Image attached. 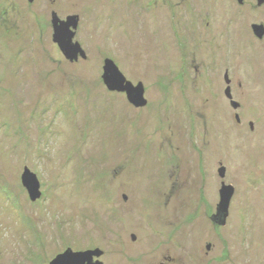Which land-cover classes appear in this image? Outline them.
Returning <instances> with one entry per match:
<instances>
[{
  "label": "rangeland",
  "instance_id": "rangeland-1",
  "mask_svg": "<svg viewBox=\"0 0 264 264\" xmlns=\"http://www.w3.org/2000/svg\"><path fill=\"white\" fill-rule=\"evenodd\" d=\"M254 6L0 0V264H51L69 249L101 251L104 264H264V76L251 78L264 74L253 32L264 7ZM54 15L77 18L85 58L62 53ZM179 30L191 44H176ZM106 60L143 85L146 106L109 90ZM25 168L40 181L36 201ZM222 183L234 188L225 225Z\"/></svg>",
  "mask_w": 264,
  "mask_h": 264
},
{
  "label": "water",
  "instance_id": "water-1",
  "mask_svg": "<svg viewBox=\"0 0 264 264\" xmlns=\"http://www.w3.org/2000/svg\"><path fill=\"white\" fill-rule=\"evenodd\" d=\"M29 1L33 2L34 0ZM239 2L243 3L244 1L239 0ZM263 3L264 0H259L260 5ZM53 18V25L56 31L55 42L59 44V47L65 57L69 60H78V54L80 53V56L85 58L86 55L81 46L73 43L75 32L72 33L70 30L71 27H73L74 30H77V18H68L67 22L60 21L56 15H54ZM255 32L257 35H263V31H261L260 27H255ZM103 80L110 91L125 93L128 101L136 108L147 105L143 85L140 84L138 87H135L133 84L128 82L126 77L119 71L112 60H106L105 62ZM225 171V168L220 169L219 172L221 177L225 176ZM21 179L23 187L27 190L32 201H36L41 198V184L36 174L32 173L29 168H25ZM220 195L221 204L219 206V217L221 215L224 217L220 224L225 225L226 219L229 215L231 200L234 195V188L224 184ZM102 255L103 253L101 251L76 253L69 249L63 255L58 256V258L52 261L51 264H102L100 261L94 263V257L100 258Z\"/></svg>",
  "mask_w": 264,
  "mask_h": 264
},
{
  "label": "flooded vegetation",
  "instance_id": "flooded-vegetation-1",
  "mask_svg": "<svg viewBox=\"0 0 264 264\" xmlns=\"http://www.w3.org/2000/svg\"><path fill=\"white\" fill-rule=\"evenodd\" d=\"M156 1V6L157 7H160V5L163 7V0H155ZM236 2H237V4L239 5V7H244L245 6V2H247V0H243L244 2L243 3H240L239 2V0H235ZM257 1V5L259 6H254L253 7V9H255V10H260V9H262L263 7H264V4L263 5H259V0H256ZM253 6V5H252ZM264 18V17H263ZM233 24H234V22H233ZM256 23H254V25H253V28H254V26H256V27H260L261 28V31H263V35L260 37V40L261 41H264V24H261L260 26H258V25H255ZM235 24L233 25V27H232V35L234 34V33H236L235 31H234V28H235ZM184 32L185 31H181V30H179L178 31V35H176L175 36V38H176V44L178 43V42H180V41H182V40H184V39H186V42L187 43H190L191 44V42L189 41V39H187V33H185L184 34ZM253 32H255V28H254V31ZM160 33H161V35L163 36L164 35V31H163V29L160 31ZM224 33H225V31L222 29V31H221V33H220V35H224ZM236 34H238V32L236 33ZM257 34V33H256ZM219 39H221V38H218V40ZM222 39H225V37H222ZM178 41V42H177ZM226 46V45H225ZM178 47H180V46H178ZM201 47L202 48H206L207 46H206V42H201ZM181 48V47H180ZM222 48L223 49H225L226 50V53H224V55H228V54H231L233 57H236L237 55H238V53H236L235 51H236V49L233 47V45L231 44L230 45V47H229V44L227 43V46L226 47H224V46H222ZM176 49V54L177 55H180V51H178L177 52V48H175ZM201 55H202V57L200 58V59H196L195 58V61H193L194 63H196V61H197V66L198 67H196V66H194L193 67V69H194V71H195V74H196V71H200V68H202V64H203V60H201L203 57H204V55L202 54V52L200 53ZM199 62V63H198ZM260 70V68L258 69V70H255V69H253L252 70V72H253V74L251 75V78H252V80L255 82V81H260V80H263V76H264V74L263 73H261V71H259ZM225 76L223 77L224 78V82H225V86H227L226 88V90H227V92L226 93H228V94H231L232 92V89H233V87L235 86L234 84H233V80L232 79H230V77H229V74L228 73H225L224 74ZM237 79H240V78H238V75L236 76V80ZM239 86H244V85H241V84H239ZM247 86V85H246ZM231 92V93H230ZM232 95V94H231ZM231 101L230 102H232V104H233V106L234 107H236V102L234 101V97L232 96V98L230 99ZM236 117V119L238 120V122L240 121V119L237 117V116H235ZM223 184L224 183H222V186H223ZM234 198V197H233ZM219 219V218H218ZM104 257V254H103V256L101 257V259ZM101 259L100 260H98V259H94L96 262H98V261H100L101 262ZM103 263V262H102ZM104 264V263H103Z\"/></svg>",
  "mask_w": 264,
  "mask_h": 264
}]
</instances>
